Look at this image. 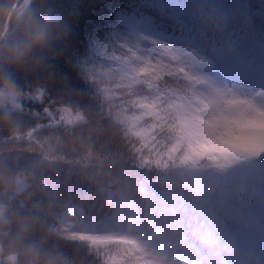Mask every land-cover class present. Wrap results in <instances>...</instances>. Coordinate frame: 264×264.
<instances>
[{
	"label": "trees",
	"instance_id": "obj_1",
	"mask_svg": "<svg viewBox=\"0 0 264 264\" xmlns=\"http://www.w3.org/2000/svg\"><path fill=\"white\" fill-rule=\"evenodd\" d=\"M112 2L122 6L138 0ZM26 7L50 10L65 31L38 66L30 64L12 74L17 93L28 92L22 81L51 91L55 103L45 104L51 118H37L25 97L19 98V108L0 106V264H25L24 250L32 246L50 264H109L110 248H94L58 233L65 201L94 220L117 211L127 214L146 246L133 254L158 256L161 239L183 261L211 264L216 232L233 227L228 211L245 202H264V148L243 151L237 169L218 167L226 160L214 157L213 162L215 153L193 155L178 95L170 88L176 86L174 78L164 75L159 80L162 98L113 72H98L85 83L67 62L81 27L75 0H0V33L9 31L12 18ZM260 7L261 0L234 1L232 8L219 12L224 16L227 11L223 27L210 16L206 26L191 20L185 36L203 40L206 56L211 49H250L251 54L257 42L264 43ZM96 15L100 19L103 10ZM138 97H147L153 107H139ZM201 121L207 125L206 118ZM202 171L225 178L221 192L204 195L199 204H181L180 199L195 195L191 185L203 181ZM179 188L180 195L170 191L179 193ZM234 245V254L242 252Z\"/></svg>",
	"mask_w": 264,
	"mask_h": 264
},
{
	"label": "rangeland",
	"instance_id": "obj_2",
	"mask_svg": "<svg viewBox=\"0 0 264 264\" xmlns=\"http://www.w3.org/2000/svg\"><path fill=\"white\" fill-rule=\"evenodd\" d=\"M234 1L237 2V0H217V3L209 4L205 0H174V3L187 16L188 21L194 20L198 26H206L205 19L210 16L211 20L216 19L219 26L223 27L227 11L224 16L220 15L219 12L232 8ZM189 41L185 47L195 54L194 59L196 62L201 67L206 66L207 69H216L228 65L235 60L237 55L212 49L208 51L211 58L203 57L204 45L200 42L201 40L191 39ZM253 52V55L246 56L249 57L250 62L255 61L254 70L258 75L261 66L264 65V45L255 46ZM218 71L224 72L227 70L219 69ZM168 77L174 78L176 81V86H170V88L178 95L180 101L178 108L180 115L182 114L183 117L181 123L184 128H182L184 132L187 131L186 139L189 150L193 155L198 153L213 155L215 153L216 156L212 157L213 162L214 157L226 160V164H220L218 167L230 166L231 169H237V158L240 157L243 151H246V149L249 152L259 151L264 146V111H261L259 107L261 103L260 93L264 89H253L251 85L220 77L215 71L198 72L196 77L215 81L214 87L226 91L207 103L189 105L187 100L192 96L193 88L196 85L193 84L189 87V84L185 83L184 80L175 76ZM28 95L29 92L0 93V106H8L12 109L19 108V98ZM211 103L217 105L215 114L209 111V104ZM200 116L207 119V125L201 121ZM202 174L204 175L203 181L191 185L195 195L180 199L181 204L186 206L199 204L202 202L204 195L221 192L223 188L221 186L225 181L223 176L212 175L205 171H202ZM226 182H228V179ZM16 183L18 185L19 179ZM200 184L203 185L202 189L198 188ZM174 188L176 189V186ZM175 189H170V191L180 195L181 189L179 188V193H175ZM173 193L166 194L172 195ZM62 205L64 207L59 217H61L64 225L59 227L58 233L65 237L87 242V239H81L80 237H109L107 243L102 245L110 248L113 252L109 264H117L116 262L130 264L123 261L125 258L138 264H187L179 261L171 252H168L161 242L158 244L162 253L160 259L151 258L146 254L144 256L133 254L136 251L143 250L144 247L140 231L131 224L127 214L122 215L117 211L106 218L94 220L90 215L84 213L81 208L69 201H65V205ZM124 207H127V204H124ZM126 211H128V208ZM229 213L234 228L220 232L219 237L215 239L209 251L213 254L211 264H241V262L246 261L244 260L245 257L238 259V256L233 254V240H236L245 250H256L259 254L264 255V204L246 203ZM220 247L223 249H220ZM231 248L232 252H223L224 249L231 250ZM259 264H264V260Z\"/></svg>",
	"mask_w": 264,
	"mask_h": 264
},
{
	"label": "snow or ice",
	"instance_id": "obj_3",
	"mask_svg": "<svg viewBox=\"0 0 264 264\" xmlns=\"http://www.w3.org/2000/svg\"><path fill=\"white\" fill-rule=\"evenodd\" d=\"M99 9L104 15L97 19L96 10ZM74 11L81 27L76 31L77 46L67 51V62L85 83L95 80L98 72H113L155 91L162 98L159 80L164 75L175 76L189 87L196 85L187 100L189 105L207 103L226 91L214 87L215 81L196 77L198 72L215 71L220 77L251 85L253 89H264V65L257 75L255 61L250 62L242 49L228 65L216 69L201 67L194 59L195 54L185 47L190 42L185 36L189 22L174 0H138L122 6L112 0H75ZM259 11L264 18V0H261ZM70 83L68 78L66 84ZM20 86L27 87L29 95L25 101L30 109H36V117L51 118L50 108L45 107L47 102L55 103L51 91L44 85L33 87L31 82L25 81ZM260 98L259 107L264 111V91ZM137 99L139 107H153L147 97ZM216 109L215 103L209 104L211 113L215 114ZM80 238L87 239L94 248L110 239L104 236Z\"/></svg>",
	"mask_w": 264,
	"mask_h": 264
},
{
	"label": "clouds",
	"instance_id": "obj_4",
	"mask_svg": "<svg viewBox=\"0 0 264 264\" xmlns=\"http://www.w3.org/2000/svg\"><path fill=\"white\" fill-rule=\"evenodd\" d=\"M64 31V24L50 10L21 9L12 18L9 31L0 33V93L11 94L13 71L38 66ZM24 256L25 264H50L34 246L26 248Z\"/></svg>",
	"mask_w": 264,
	"mask_h": 264
},
{
	"label": "water",
	"instance_id": "obj_5",
	"mask_svg": "<svg viewBox=\"0 0 264 264\" xmlns=\"http://www.w3.org/2000/svg\"><path fill=\"white\" fill-rule=\"evenodd\" d=\"M3 33H5V31Z\"/></svg>",
	"mask_w": 264,
	"mask_h": 264
}]
</instances>
